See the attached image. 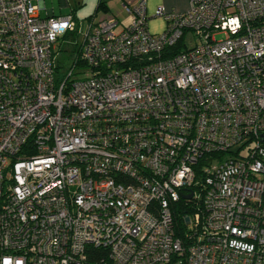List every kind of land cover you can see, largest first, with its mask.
<instances>
[{
    "label": "built area",
    "instance_id": "obj_1",
    "mask_svg": "<svg viewBox=\"0 0 264 264\" xmlns=\"http://www.w3.org/2000/svg\"><path fill=\"white\" fill-rule=\"evenodd\" d=\"M42 2L0 0V264H264V0Z\"/></svg>",
    "mask_w": 264,
    "mask_h": 264
},
{
    "label": "crops",
    "instance_id": "obj_2",
    "mask_svg": "<svg viewBox=\"0 0 264 264\" xmlns=\"http://www.w3.org/2000/svg\"><path fill=\"white\" fill-rule=\"evenodd\" d=\"M131 1L133 0H120V11H115V7L113 6L116 4L117 0H43L38 13L41 16V11H45V15L41 17H58L72 14L77 21H80V19H78L79 12H88L86 20H98L106 15H115L120 20V27L122 28L123 25L129 22V16L122 9V4ZM100 2H104L106 11L97 8ZM158 5H163L168 10L175 9L182 11L188 8L189 3L188 0H147L148 12H153ZM120 12L126 15V20L120 19ZM89 16L92 17L89 18Z\"/></svg>",
    "mask_w": 264,
    "mask_h": 264
},
{
    "label": "rangeland",
    "instance_id": "obj_3",
    "mask_svg": "<svg viewBox=\"0 0 264 264\" xmlns=\"http://www.w3.org/2000/svg\"><path fill=\"white\" fill-rule=\"evenodd\" d=\"M120 0H117L115 7V11H120L119 7ZM94 7V6H93ZM122 11V10H121ZM41 16L45 15V11H41ZM86 16H88V12H79L78 19L80 22L86 23ZM120 19L126 20V15L123 12H120ZM83 20V21H81ZM166 26L165 21L162 18H156L149 21V29L152 33H161ZM223 35L220 34L217 36V39L222 38ZM76 40L80 42V37H76ZM72 41L63 37H60L57 42L54 44L52 49L53 55L57 62L60 63L62 69L66 70L75 56L74 51L72 50Z\"/></svg>",
    "mask_w": 264,
    "mask_h": 264
},
{
    "label": "trees",
    "instance_id": "obj_4",
    "mask_svg": "<svg viewBox=\"0 0 264 264\" xmlns=\"http://www.w3.org/2000/svg\"><path fill=\"white\" fill-rule=\"evenodd\" d=\"M97 8L100 9V10H105L106 11V6L104 5V2H100L99 6ZM90 17H92V16H89V18ZM76 34H77L76 32H70V33H66V34H64V35H62L60 37H63V38H66V39H69V40L72 41V45H73L72 46V50L75 53L74 57L77 58L79 56V44H78V42H76V37H77ZM73 41L75 42L74 44H73ZM181 48H182V44H180V43L177 44L174 47V49L176 51H180ZM77 65H78V67H83L84 63L81 60L78 59ZM61 69H62V66L60 65L59 62H57L56 71H57L58 74L61 73ZM185 202L186 201H184V200H179V202L174 205V216L178 220V222H180V224H181V221H182L183 213L185 211H187V213H190L189 209H191V207L189 206V203L186 204Z\"/></svg>",
    "mask_w": 264,
    "mask_h": 264
},
{
    "label": "water",
    "instance_id": "obj_5",
    "mask_svg": "<svg viewBox=\"0 0 264 264\" xmlns=\"http://www.w3.org/2000/svg\"><path fill=\"white\" fill-rule=\"evenodd\" d=\"M188 221V220H187Z\"/></svg>",
    "mask_w": 264,
    "mask_h": 264
}]
</instances>
